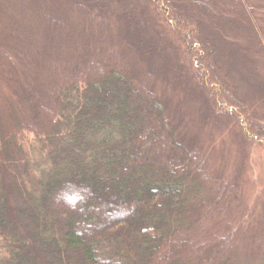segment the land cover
Here are the masks:
<instances>
[{
  "label": "trees",
  "instance_id": "trees-1",
  "mask_svg": "<svg viewBox=\"0 0 264 264\" xmlns=\"http://www.w3.org/2000/svg\"><path fill=\"white\" fill-rule=\"evenodd\" d=\"M174 1L0 0V33L29 19L39 34L28 62L0 52L2 97L21 109L14 126L0 117V264H264V203L247 197L239 168L217 170L210 146L184 142L154 74L137 69L152 52L137 21L153 15L183 45L216 115L244 143L264 147V120L232 95L213 45L195 35L199 17L215 21L213 0ZM241 13L238 30L254 36L260 62L258 29L244 5ZM163 137L174 156L145 151ZM71 196L92 206L56 202ZM77 219L87 225L76 228ZM186 234L184 260L163 258Z\"/></svg>",
  "mask_w": 264,
  "mask_h": 264
},
{
  "label": "rangeland",
  "instance_id": "rangeland-1",
  "mask_svg": "<svg viewBox=\"0 0 264 264\" xmlns=\"http://www.w3.org/2000/svg\"><path fill=\"white\" fill-rule=\"evenodd\" d=\"M240 1L249 12L247 18H252L258 29V37L264 50V0ZM179 2L180 0L174 1L177 5ZM213 2L216 5L215 21L211 22L207 18L199 17L194 21L195 35L204 41L208 40L213 45L217 74L222 81L230 82L232 95L257 112L264 120V58L259 62V55L254 47V36L238 30L246 25L244 15L241 13L243 5L236 0H213ZM149 16L146 20L139 18L137 24L145 25L144 30L149 36L146 37L151 43L152 52L149 49L145 52L144 55L151 54V56L148 60H143L142 65L137 69L143 70L146 67L145 70L154 74L159 103L171 111L175 124L185 126L180 136L184 142L202 149L205 145L210 146L215 154L217 170L239 168L241 171L239 179L247 197L255 204L261 205V202L264 203V147L244 143L238 135V130L227 125L222 117L223 114L221 117L216 115L217 112H214L212 104L208 102L207 94L202 92L193 79L184 47L175 39L172 28L157 17ZM50 18L47 15L46 19L51 22ZM25 20L27 24L15 22L11 25L9 29L11 33L7 34L4 31L0 33V52L12 63L14 59L28 62L39 42L36 28L29 26L31 23L29 19ZM42 21L41 25L44 26L43 22L46 21ZM64 73L65 68L58 70L56 75ZM109 75L108 79L112 74ZM56 80L58 78L45 79V83L51 86ZM106 80L107 78L103 79V82ZM2 93L0 85V117L8 119L14 126L21 109L15 110L14 106L3 99ZM43 104L51 108L50 100H45ZM156 141L146 146L145 151L152 153L153 148L157 147L163 149L166 154L170 153V156H174L172 146L166 142L165 137ZM152 157L157 158L155 154H152ZM224 188L223 186L219 188L221 190L217 196L219 203L227 206L231 202V197ZM99 201L103 203L105 198ZM56 202L60 205L65 202L66 205L79 207L80 212L92 206V200L79 203L78 200L74 201L72 196L65 199L57 198ZM79 224L82 227L87 225L84 219L72 222L76 228ZM259 230L264 236V223ZM83 236L85 238V235ZM190 237L189 234L183 235L179 239L178 248L166 246L162 252L163 258L175 252L183 261L187 254L185 243Z\"/></svg>",
  "mask_w": 264,
  "mask_h": 264
}]
</instances>
